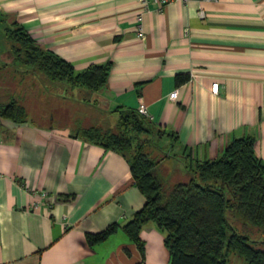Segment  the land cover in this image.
<instances>
[{"label": "crops", "instance_id": "crops-1", "mask_svg": "<svg viewBox=\"0 0 264 264\" xmlns=\"http://www.w3.org/2000/svg\"><path fill=\"white\" fill-rule=\"evenodd\" d=\"M139 6L138 0H0V67L14 61L22 71H39L11 62L4 28L14 22L75 71L109 62L102 88L79 87L76 94L63 88L75 102L104 111L143 103L151 122L173 133V146L192 160L215 157L233 137L250 135L264 161V0L151 1L142 14L143 37L135 30ZM177 73L189 77L176 82ZM5 88L0 84V104L17 98L26 116H0V264H168L156 223L141 227L142 250L121 228L144 203L126 158L75 136L64 117L68 107L58 116L38 106L30 114L18 87L11 94ZM53 90L74 99L60 96L57 85ZM109 117L115 121L116 113ZM111 223L120 226L107 238L86 241Z\"/></svg>", "mask_w": 264, "mask_h": 264}, {"label": "trees", "instance_id": "trees-1", "mask_svg": "<svg viewBox=\"0 0 264 264\" xmlns=\"http://www.w3.org/2000/svg\"><path fill=\"white\" fill-rule=\"evenodd\" d=\"M10 24L4 30L16 60L73 87L96 91L105 85L109 62L91 63L75 71L71 62L41 47L21 25ZM188 77L177 73L175 80L182 82ZM75 104L88 108L80 112L75 107L72 115L64 114L73 122V134L122 154L133 183L144 195L143 205L121 225L139 249L143 248L139 231L153 221L164 231L168 264H230L228 256L233 252L242 256L245 264H264V161L255 153L253 136L233 137L219 155L208 159L192 160L184 153L191 175L168 184L158 171L163 157L151 136L157 126L148 117L121 105L104 111L85 99ZM114 112L116 118L111 121L109 114ZM104 114L107 121L102 119ZM0 116L22 121L26 112L17 98H11L0 104ZM119 226L111 223L88 234L86 241L104 240ZM254 233L261 236L251 237Z\"/></svg>", "mask_w": 264, "mask_h": 264}, {"label": "rangeland", "instance_id": "rangeland-1", "mask_svg": "<svg viewBox=\"0 0 264 264\" xmlns=\"http://www.w3.org/2000/svg\"><path fill=\"white\" fill-rule=\"evenodd\" d=\"M2 32H3V29H2ZM8 49L10 52L8 56H10L9 58L11 59V62H12V60L16 59L15 57L17 55L14 52V49L10 43L8 44ZM11 65H12L11 67H7V66L2 67V64H1L0 84H3V87H8V88H5V90H1V92L4 91V92H8L9 94H11L13 92V89L11 87L13 86L18 87L17 93L18 94L22 93L21 98L24 99L26 106H27V111L30 112V114L31 112H34V110L36 109V106L41 107L42 110H46L47 108H52L54 109L53 111L55 112L56 116L59 115L58 112H60L62 109L65 110L64 108L65 106L68 107L67 109L71 115L73 114L75 107H76V111L77 110L79 111L80 106L78 107L75 104V100H76L75 98L77 97H75L72 94L65 95L66 94L64 92L65 89H63L65 88L66 85L70 86L74 88V90H72V93L76 94L77 89L79 88L78 86L73 87L65 80L47 78V76H45V74L42 71H37L35 73H33L34 70L22 71L24 67H20L14 61L12 62ZM26 68H29V66H26ZM13 73H16V74H13ZM22 73H25L23 79H21L23 77L21 76ZM27 79H30L32 87L33 85L34 86L36 85L37 90L30 91L28 89ZM59 83H63V84H59ZM44 85L47 88V91L46 90L44 91L43 89ZM55 85L60 87V91L58 92L56 91L57 93H59L60 96L61 95L66 96L68 98L73 97L74 99L67 101L66 98L58 97L57 95H55L53 93L54 92L53 88ZM18 94H16L15 96L18 97ZM79 103L81 102L79 101ZM87 108L88 106L83 104V107L82 109H80V112L82 111L85 112ZM102 119L107 121L108 116L104 114ZM142 136L146 138L149 135L143 134ZM151 136L157 144V150L159 151L158 153L160 154V156L163 157L162 161L158 165V171L167 180V183L173 184L174 182H177L179 180H185L189 178V176L191 175L190 168L187 167V165H189L188 164L189 162L186 161L184 157L185 152L178 150V147L173 146L175 143L174 135L165 129L156 127L155 129H153V133L151 134ZM250 236L253 238L255 237L259 238L261 235L254 233V234H250ZM228 262L230 264H245L242 256L234 252L229 254Z\"/></svg>", "mask_w": 264, "mask_h": 264}, {"label": "built area", "instance_id": "built-area-1", "mask_svg": "<svg viewBox=\"0 0 264 264\" xmlns=\"http://www.w3.org/2000/svg\"><path fill=\"white\" fill-rule=\"evenodd\" d=\"M151 1L153 3H158L159 5H163L171 0H138L140 6H139V10L136 12L135 14V30H136V35L138 37H143L144 36V31H143V27H142V14L144 11L148 10L151 6ZM200 15H203L202 10L199 11ZM218 89V82L214 81L211 83V91L212 92H217ZM177 89H173L170 94L169 97L170 98H175L177 95ZM137 110L140 114L145 115L146 117H148L150 119V115L147 112L146 106L143 103H140L137 107Z\"/></svg>", "mask_w": 264, "mask_h": 264}]
</instances>
